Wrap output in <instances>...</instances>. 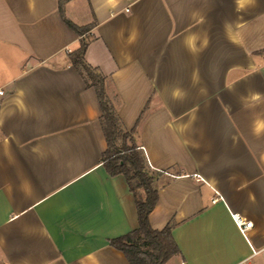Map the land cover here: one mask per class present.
Segmentation results:
<instances>
[{"label":"crops","instance_id":"1","mask_svg":"<svg viewBox=\"0 0 264 264\" xmlns=\"http://www.w3.org/2000/svg\"><path fill=\"white\" fill-rule=\"evenodd\" d=\"M64 14L92 25L86 60L155 177L150 224L172 223L181 250L165 264H264V0ZM80 39L59 0H0V264H130L110 239L139 227L137 206L104 166L97 91L69 57Z\"/></svg>","mask_w":264,"mask_h":264},{"label":"trees","instance_id":"2","mask_svg":"<svg viewBox=\"0 0 264 264\" xmlns=\"http://www.w3.org/2000/svg\"><path fill=\"white\" fill-rule=\"evenodd\" d=\"M68 0H59L64 21L76 31L81 39L80 46L69 53L72 64L80 71L88 86H93L102 109L101 124L107 141L103 162L111 175L123 174L133 192L138 212L139 227L122 236L110 239V244L122 251L130 264H165L181 250L172 234L173 224L154 229L150 224V213L154 210L159 193L154 186V175L147 169L146 157L134 138V130L126 129L118 117L106 90L105 76L90 65L85 57L88 41L85 34L92 25L79 26L64 14ZM146 193L145 198L139 189Z\"/></svg>","mask_w":264,"mask_h":264},{"label":"built area","instance_id":"3","mask_svg":"<svg viewBox=\"0 0 264 264\" xmlns=\"http://www.w3.org/2000/svg\"><path fill=\"white\" fill-rule=\"evenodd\" d=\"M3 94H4V91L0 89V95H3ZM218 199L219 198L216 197L214 201H217ZM232 218L242 233H245L249 228L253 226V221L246 219L239 213H233Z\"/></svg>","mask_w":264,"mask_h":264},{"label":"rangeland","instance_id":"4","mask_svg":"<svg viewBox=\"0 0 264 264\" xmlns=\"http://www.w3.org/2000/svg\"><path fill=\"white\" fill-rule=\"evenodd\" d=\"M84 17H85L84 15H81V16H80V19H79V17H75V18H76V20H78V21H79V20H82V19H84Z\"/></svg>","mask_w":264,"mask_h":264}]
</instances>
